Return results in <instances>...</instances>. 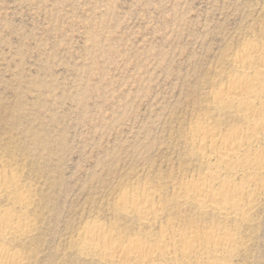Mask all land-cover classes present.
Masks as SVG:
<instances>
[{"label": "rangeland", "instance_id": "obj_1", "mask_svg": "<svg viewBox=\"0 0 264 264\" xmlns=\"http://www.w3.org/2000/svg\"><path fill=\"white\" fill-rule=\"evenodd\" d=\"M247 41L264 49V0H0V176L25 199L0 191V217L29 225L3 248L19 264H108L81 248L90 222L124 243L220 227L238 238L232 264H264V173L241 221L179 195L212 168L194 130L246 129L212 98ZM143 192L164 207L148 223L119 206Z\"/></svg>", "mask_w": 264, "mask_h": 264}, {"label": "bare ground", "instance_id": "obj_2", "mask_svg": "<svg viewBox=\"0 0 264 264\" xmlns=\"http://www.w3.org/2000/svg\"><path fill=\"white\" fill-rule=\"evenodd\" d=\"M252 42L243 43L241 52L238 51L239 56L234 59H237L235 76L228 78L212 98L214 106L221 110H234L246 129L231 128L229 133L227 130V134L224 132V136H219L221 133L210 127H199L192 131L196 155L206 160L212 168L207 180H193L179 190L180 197L187 204H194L204 214L217 213L224 220L241 221L248 216L251 203L256 199V183L264 173V148L254 147L264 144V49ZM238 178L243 181L241 184H236ZM12 186L10 180L0 176V191L23 203L25 199L19 196L18 191H11ZM152 193H144L140 198L135 196L129 202L130 194L124 193L119 203L121 211L134 214L145 223L158 219L164 207L154 203ZM15 216L4 210L0 217V264L20 262L17 255L3 248L7 237L14 239L28 233L27 216ZM102 228L95 222L86 224L79 242L81 248L87 250L86 253L94 254L108 264H232L231 260L238 249V238L233 233L221 231L220 227L201 234L196 230L169 231L171 234L163 231L154 241L134 237L126 243Z\"/></svg>", "mask_w": 264, "mask_h": 264}]
</instances>
